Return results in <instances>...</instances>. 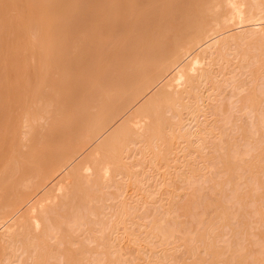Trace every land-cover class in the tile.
<instances>
[{"label": "bare ground", "instance_id": "1", "mask_svg": "<svg viewBox=\"0 0 264 264\" xmlns=\"http://www.w3.org/2000/svg\"><path fill=\"white\" fill-rule=\"evenodd\" d=\"M5 2L0 0L1 9ZM11 2L26 5H20L22 8L17 5L21 10L26 8V12L17 18L15 24L14 21L10 22L11 18H5L9 15H4V20L16 29L18 40L25 41L24 47L16 46L18 43L15 45V54H22L23 49L26 61L44 70L49 68L48 74L54 68L53 71L59 73L56 78L59 84L52 83L50 86L47 83L45 86L48 88L41 86L37 91L33 89L35 107L29 113L25 111L28 118L32 117L27 118L29 123L25 125V149L22 150L19 145L17 153L10 154L6 166L4 164V169H0V228H3L0 232V264H47L50 257L56 256H61L64 262L60 260V263L64 264H82L85 259L88 264H93L94 260H89L90 249L86 245L88 243H84L86 241H80L76 250L66 245L61 247V244L68 240L73 229H82V225L89 223L90 215L99 212L102 207L99 204L107 198L105 189L115 186L122 190L127 181L135 185L139 181L136 165L147 158L153 163L168 161L176 145L179 148L182 146L184 153L189 147L185 143H193L195 139L199 141H196V146L199 144L203 149L216 129H221L219 139L216 136L215 141L212 140L215 144L211 148H216L213 152L218 149L219 155L211 163L226 178L216 180L209 189L217 197L213 195L214 198H209L208 193L206 196L197 194L182 206L184 215L199 223L198 228L192 234L188 230L179 237V244L169 247L171 238L182 232V222L176 216L173 223L154 222L145 230L142 238L135 232H128L131 234L129 240L137 247V255L141 254L142 241L154 249L162 245L160 251H156L163 254V264H176V253L183 248L186 258H193L195 264H202L204 259L218 264H264V244L256 254L245 251L246 246L240 243L232 245L228 242L224 247L216 244L218 230L230 224V213H234L230 212L234 204L232 200L238 201L243 195L253 198L264 194V0ZM12 3L9 4L13 6ZM12 11L15 10L11 8ZM3 32L0 31V38L4 36ZM80 32L84 33L85 39L77 38ZM7 43L10 47L11 42ZM114 48L117 51L112 57ZM19 69L25 68L20 66ZM50 75L46 74L42 81L51 83ZM13 76L16 80L18 74ZM22 79L24 81L25 77ZM14 83L21 84L17 81ZM32 84L35 85L34 82ZM229 88L233 95L239 97V103L232 105L231 109L222 107L223 93ZM26 96L22 95V98L26 99ZM3 100L6 101L5 98ZM235 108L248 116H255L257 121L249 123L251 125L247 127L239 126V136L234 133L230 137L227 136L229 128L226 130V126L236 123L233 119L235 113L232 112ZM205 112L217 116L214 123L208 117L201 120ZM18 116L17 123L20 111ZM44 116L49 120L46 126H40L38 121ZM219 121L223 124L218 125ZM60 123L71 131V135L57 138V127L63 125ZM20 128L17 131L20 132ZM21 130L25 129L22 127ZM260 133L262 139L257 137ZM226 136L230 138L225 139ZM258 138L260 143L259 140L257 142ZM238 140L244 143L242 149ZM252 147L257 148L253 149L257 153L247 160L245 156L249 157ZM3 148L2 151L7 152ZM139 154L141 157L137 158ZM204 156L203 160L209 154ZM197 159L190 163V169L195 173L203 168ZM66 170L63 177L53 183L55 190L48 189L49 183ZM120 174L128 180L118 179ZM243 180L249 188L245 194L241 192ZM224 183L232 185L233 199L229 202L219 198L220 187ZM50 200L53 202L49 203ZM199 209H202L201 212L196 213L195 210ZM258 212L264 216V202ZM116 214L120 218L118 222L122 223L125 216H130L132 212L122 203ZM235 222L237 220L231 224ZM240 224H237L238 227H241ZM103 229L100 244L106 257L99 253L103 257H96V264H125L121 247L114 245L115 242L104 235L106 230ZM234 233L243 236L240 229H235ZM238 235V238L234 237L235 240H243ZM53 239L55 243L52 244L50 241ZM91 239L88 242L96 240L94 237ZM257 241H254V245Z\"/></svg>", "mask_w": 264, "mask_h": 264}, {"label": "rangeland", "instance_id": "2", "mask_svg": "<svg viewBox=\"0 0 264 264\" xmlns=\"http://www.w3.org/2000/svg\"><path fill=\"white\" fill-rule=\"evenodd\" d=\"M8 1L6 0V2H5L6 5L4 3L3 4L1 3L2 4L1 5L2 6V9L0 7V20L2 21V24L4 25V26L1 25L2 27L0 26V31H1V33L3 32V30L5 29L3 27H6V29H7V30L5 29V31L3 32V35L4 36L0 38V42H1L0 43V47H1L0 48V66L3 67V68L0 67V72L3 69L2 72H1V75H0V79L2 77V79L0 81V89L1 88L3 89V90L1 89V91H0V94H2V96L0 95V98H1L0 104H1V107L4 106L3 108L0 107V110H1L0 111V118H1L0 119V140H1L0 142L2 143L4 141V144H1L0 143V150H1V153L0 154H2V152H3L2 151V148L3 147H6V149L3 148V150L4 151L5 150L7 151V152H3V155H1V157H0V169L1 170H3L4 167L6 166V164L8 163V159H9L10 154L11 155L12 154L14 155V154L17 153L18 148H19V145L22 146V150L25 149V147H23V143L26 142V137H27V136L24 135L25 134V131L27 130L26 127H25V125L27 126V124L29 123L28 120L30 118H32V117L28 118V115L26 113H29V111H31V108L33 109L35 107V102L32 101L33 100V95H34V92H33L34 90L33 89L36 88V91H37V89H39L41 86H45L47 83L49 85L52 84V83H54L53 85L59 84V80L56 79L59 76V73H58V71H57V73L54 72L53 71L54 68L51 69V72H50L51 75H50V74H48V72L50 70L49 68H46V70H44L45 68H41V67H39V66H37L35 64L33 66L32 63L29 64L28 63L29 60L26 61L27 60V58H26L27 56H26V53H23L24 52L23 49L22 50L20 49L21 50V53L23 55L22 54H18V53L15 54V52H14L15 45L18 43L19 45H16V46H18V47H21V46L24 47L25 41L24 40H21L20 38H19L20 40H18L17 33L15 32L16 29L12 27L13 25H11L10 22L13 23V21H14V24H15L16 21H17V18L20 15H22L23 13L26 12V8L24 9V7H23V9L21 10L22 6L25 4L23 2L22 3H20V2L19 3H17V2L14 3L13 2L14 5L12 6V5H10L12 3L11 0H8ZM17 5L19 7H21V8H18ZM20 5H22V6H20ZM24 6H26V5H24ZM3 7L5 8V10L3 9ZM11 8H12V10L13 9L15 10V11H12V13H11ZM3 10H4V12H3ZM1 12H2L3 15H1ZM13 12H15L14 13L15 16L13 15ZM4 15L5 16L9 15V17L7 16L8 18L5 17L7 20H9V18H11L10 19V22L7 21L9 23L6 22V19L4 20ZM5 23L7 25H9V24L10 25L7 26ZM14 27H15V25H14ZM10 29H11V31H10ZM6 32H7L8 35L5 34ZM1 33H0V35L2 36ZM10 34H11V38L12 39L10 38ZM79 34L80 35H78L77 38H80V39L81 38H84L85 39V35H84L83 32H80ZM3 38L6 39V42H5V40ZM8 39L10 41H8ZM16 39H17V41H16ZM7 42H11L10 43V47H9V45H8ZM12 42H13V46L11 45ZM6 44L8 45V47L7 46H4ZM6 49H7V51L5 52ZM113 51L114 52L111 53L112 54L111 55L112 57L116 53L117 48H114ZM15 55L18 57V59H17V57H15ZM18 60H20V61H18ZM22 60H25L27 63L25 61L22 62ZM13 61L14 62L16 61V63H18V64L14 63ZM15 64L17 66H15ZM27 65H28V68H27ZM4 66L6 68H4ZM13 66H15V67H13ZM20 66L22 68H25V69H19ZM40 69L42 70V73H40L41 72ZM21 70L22 71L24 70L23 72H25L26 74L23 73V72H21ZM32 70H34V71H32ZM43 70L46 71V72H43ZM52 72H54V73L52 74ZM19 73L22 74V76L24 75V77H25V80L24 81L22 79L24 77H20L21 75ZM13 74H15V76H16V74H18V76H16V77L17 78L19 77V81L17 80V78H16V80L14 79ZM46 74L52 76L51 77L52 79L50 78L51 83H49L48 81H44V82L42 81V80H45L44 77L46 76ZM28 75H29V77H27ZM3 76H4V78H3ZM31 76L33 77L32 79H31ZM11 77H13V78L11 79ZM5 78L6 79L8 78V79L6 80ZM27 78H28V80H27ZM3 79H5L6 81H4ZM20 79H22V82L23 83H21V80ZM52 80H53V82H52ZM2 81H3V83H2ZM16 81L17 82H20L21 84L16 83L19 86L16 85L14 83ZM32 81L34 82L35 85L32 84L33 83ZM14 84H15V86H17V88L19 87L18 88L19 90H22V91H19L14 86ZM32 86H33V88H31ZM4 87H6V88L4 89ZM10 87H11L12 90L10 89ZM45 88H48V87L45 86ZM26 90H28V91H26ZM4 92H5V94H4ZM20 92H23V94L20 93ZM25 93H27V94H25ZM22 95H23V97H25L27 95L26 96L27 98L26 99L25 98H22ZM17 96H18V98L16 99ZM2 97L5 98L6 101L3 100ZM20 97L22 99H20ZM238 98H239L238 96L233 95V93L231 91V88L226 89V91L223 93V97H222V100L224 101V102H222L223 103V106L222 107L223 108H226V107L229 108L230 107V109H231L232 105L233 106H236L239 103L237 101ZM22 100L25 103H23ZM17 101L18 102L20 101L19 102L20 104H17L18 103ZM2 103H3V106H2ZM21 103H23L22 107L20 106ZM8 106H10V108ZM26 106H28V107L26 108ZM29 106H31V107L29 108ZM20 107L21 108L24 107V108H26V110L24 108L21 109ZM10 110H12V111H10ZM27 110H28V112H27ZM91 110L94 111L95 109L94 108H91ZM19 111H20V120L22 122L19 120L18 123H17V120L19 119V118H17V117H19L18 116V112ZM25 111H26V113H25ZM3 112H4V114H3ZM232 112L235 113V116L233 117V119L236 120L235 121L236 123H230V124H228L226 126V128H227L226 130H228V128H229V130L226 131L227 136H230L231 137L234 133H235L234 134L235 136H239V133H238V130H237L239 126L243 125L244 127H247L248 125L250 126L253 123V121H257V118H254L255 116H253V117L252 116H248V114L246 112L245 113L242 112V110H240L239 108L232 109ZM8 113H10V114H8ZM207 113H209V114H207ZM212 114L213 113L205 112L204 115H202L203 118H201V120H205L208 117L209 118L208 120L214 123V121H215V119H216L217 116L214 115V114L212 115ZM23 116L25 117L24 119H23ZM44 117L46 118V120H45ZM44 117H40V120L43 118L41 121L40 120L38 121V118L36 120V121L39 122L38 124H40V126H44V125L46 126L47 125V122H48L49 119H47L46 116H44ZM7 118H9V119H7ZM27 118H28V120H27ZM8 120H10V121H8ZM65 121L66 120H64L63 123H65ZM3 122H4V125L5 126H3ZM63 123H60V124H63ZM249 123H251V124H249ZM1 124H2V127H1ZM20 124H22V125H20ZM217 124L218 125H222L223 122L222 121H219V122H217ZM66 125H67V122L65 123V127H66ZM18 126L21 127L20 128V132L17 131L19 129ZM4 127L5 128L7 127L6 128L7 131H5V128ZM22 127L25 130H21ZM9 129H10V131H9ZM14 130H16V132ZM1 131H3V132H1ZM43 131H45V128H43ZM220 131H221V129H219V130L216 129L215 130V132L210 136L211 139H209L210 138L209 137L208 140L205 142V145H204L203 149H202V147H199V144H198V146H196L197 145L196 144V141L197 140L194 139V142L193 143L192 142H188V143L186 142L185 143V144H188L189 147H188L187 150L184 151V153L181 150V147L182 146H180V148H179V145H176L175 146L174 153L171 154L170 159L168 161H164V162H161V163H155V162L153 163L150 158H147V159L143 160L140 165L138 164L140 167L138 165H136V168H137L136 170H138V172H139V181L135 182L134 183L135 185H133V183H130V182L127 181V185H125V187L122 188L123 191L117 189L115 186H112L110 188L105 189V191L107 193V196H106L107 198H105L103 200V202H101L102 204L101 203L99 204V206L100 205L102 206L101 207L102 209L100 208L99 212H97V213H95L93 215L92 214L90 215V218L91 219L89 220V223H91L92 221L93 222L91 224L85 223L84 225L81 226L83 228L82 229L80 228V230L77 227L75 229H73V231L70 233L71 236L68 235V238H67L68 240L65 242L66 244L65 243H62L61 244V247H64L66 245L69 249L76 250V248L78 249V247L80 246V241H82V242L86 241L84 243L85 244L88 243L86 245L90 249V252L88 254L89 260L90 259H93L95 261V262L93 261V264H96L97 263V260H98L97 258H102L105 255V254H103L104 253V251H103L104 250V247L100 244V241H102L101 238L103 236V233H102L103 231L101 229H103L105 227V230L106 231L103 229L105 231L104 232V235H106L107 237L110 238V240H112L113 242H115L114 245H117L118 247L119 246L121 247V248L120 247L119 248L121 249L123 263H125V264H131V263L132 264H159V263L160 264H163V258H162L163 257V254L161 252L156 251V250H159L160 251V248H161L162 245L157 244V246H159V245L160 246L157 247V249H154L153 247L148 246L146 244V242H143L142 241L143 245L140 247L141 254L140 255H137V247L135 246L134 242L132 243V241L129 240V236L131 234L128 233V232H132V233L135 232V234H138V237L140 236L139 238H142V237L145 236V234H144L145 230H147L148 228H150L157 221L160 220L161 222H165V223H173V221L176 218V216H178L177 218L179 219V221L182 222V224H181L183 226L182 227V232L176 233L175 236L171 238V242L172 243H170V246L169 247H174L177 244H179V237H181L184 233L188 232V230H189L188 233H190V234L194 233L193 231H195L198 228V224L199 223L196 222V221H193L191 219V217H189L188 215H184V211L182 209L183 208L182 206L186 202L190 201L194 197V195H197V194H202L203 196L204 195L206 196L207 193H208L207 197L209 196V198H212L213 195H214V197H217V194H214L209 189L214 185V182L216 180L226 178L225 176H223L222 173H220L218 167L213 166V164H212V163H214V161H216L217 158H215V156H218L219 155V152H218V149L215 150L216 152L215 151L213 152L212 150H214L216 148H211V147L215 144L214 141L216 139V136L219 139V136L218 135L220 134ZM8 132L9 133L11 132L10 133V136L8 135L9 134ZM17 132L19 134L20 133L21 134L18 136V133ZM229 132L231 133L230 135H229ZM56 133H58L57 134V138H60V137H63V136L68 137L69 135H71V131H69L66 128H64V124L61 125V126L58 125L57 132ZM1 134L3 135V137H2ZM260 135H261V133L258 134L257 137H259L260 139H262V135H261V137H260ZM227 136L225 137V139L230 138V137H227ZM10 137H12L13 139L12 138L10 139ZM15 137H17V138L15 139ZM212 137H213V139H212ZM259 138L257 139V142L259 140L258 143H260V139ZM8 139L10 140V142H9ZM20 140H22V142ZM212 140H214L213 141L214 143L212 142ZM198 142L199 141H197V143ZM211 142H212V144H211ZM237 143L239 144V146H240L241 149L244 147L243 141H239L238 140ZM263 144H261V145H263ZM7 145H9V147ZM178 149H180V150H178ZM251 149L252 150H251V154H249V157H248V155L245 156L247 160H250L251 159V156L253 158L254 157L253 155H255L257 153V151H254L257 148H253L252 147ZM190 150L191 151H194V152H191L190 153L189 152ZM88 151H89V149L86 152H88ZM178 151H179V153H178ZM210 151H212V152H210ZM86 152L84 154H86ZM193 154H194V157H192ZM208 154H209V156L207 157V159H204L203 160V157H205L204 155H208ZM187 155L189 157L191 156L192 159L189 158ZM136 157L137 158L138 157H141V155L139 154V156H136ZM134 158L135 157H133L132 160ZM194 159H197V161L200 162L199 165L201 167H203V168H199L198 169V172H196V173L192 169H190V163H193L192 160H194ZM208 160H210V162H208ZM3 161H4V163H3ZM205 161H207V162H205ZM211 161H212V163H211ZM210 163L212 165V166L210 165L211 167L209 166ZM4 164H5V166H4ZM201 164H203V165H201ZM67 170L64 171V172H62V173H60V174H58V176H56V178H54L52 180V182L49 183V185H48L47 188L48 189H51L52 188V191H54L55 190V186H54L55 182L59 181L63 177V175L67 172ZM214 171H216V172H214ZM193 173H195V174H193ZM117 178L118 179H122V178L123 179H127V178H124V176L122 174H120ZM243 182H244V180H243ZM224 184L220 187L222 190L220 191L221 194H220L219 198H220V200L225 199L224 201L229 202V201H231L233 199L232 190H231L232 185L229 184V183L228 184L224 183ZM246 186L247 185L245 184V182L242 183V186H241V188H242L241 189L242 194H245L248 191L249 188H248V186L247 187ZM244 187H246V188L243 190ZM204 188H208V189H204ZM228 188H229V190H228ZM262 190H264V189H262ZM42 193H43V191L38 195V197ZM249 198H250V202H249ZM252 201H254V202H252ZM51 202H53V200H50L49 203H51ZM232 202L234 203L233 204L234 208L232 206L233 209L231 208L230 209V212L232 211L234 213H230V214H232V215H230V219H231L230 220V224H228L227 226H225V229H224V226H223V227H221L218 230L219 237H218V242H216V244L219 247H224L226 244H228V242L231 243L232 245L233 244L236 245L237 243H240V245H242L244 247L246 246L245 247V251H247L248 253L256 254L257 249L262 244H264V242H263L264 241V230H263L264 229L263 228V226H264V220H262V219H264V216L260 215V213L258 212L259 210H261V204H262V202H264V194H262V196H258V197L256 196V197H253V198L250 197V196H248V195H243L240 200L237 201V199H233ZM236 202H238V203H236ZM74 203H76V202H74ZM122 203L126 204L127 208H129L131 210L132 214H130V216L129 215L125 216L124 220L121 223V222H118L120 220V218L118 219L119 215L116 214V211H117V208L119 207V205L122 204ZM254 203H256V204H254ZM236 209H238L239 211L237 212ZM255 209H256V212L257 213L255 212ZM25 210H26V207L23 209V211H25ZM201 210L202 209L195 210V212L196 213H199V212H201ZM252 211H253V213H252ZM236 212L238 213V215H237ZM246 212L247 213L250 212V213L247 214ZM255 213L258 214V215H256ZM139 215H140V217H139ZM162 216L165 217V218H163ZM161 217L163 219H161ZM232 219H234V220H232ZM149 220H150V223L148 222ZM235 220H237V222H235V224L234 223L231 224V222H234ZM237 224H240L241 227H238ZM249 224L251 225V227H250ZM235 225H237V226H235ZM260 225H262V226H260ZM234 227H236V228H234ZM126 228H128V229H126ZM77 229H78V232H77ZM229 229H231V230H229ZM235 229H240L241 234L243 236H241L240 234H239L240 235L239 236L238 234L234 233V230ZM2 230H3V228H0V232ZM124 231H126V233ZM100 233H102V234H100ZM248 233H250V236H249ZM234 234H236V235H234ZM237 235L239 236V238L241 237V239H243V240H239V241H237V239L235 240V238H238V237H236ZM93 237L96 238V240L95 241H89L88 242V240H93V239H91ZM229 237H230V239H228ZM70 239H72V240H70ZM233 239H234V243H232L233 242ZM252 239L254 241H256L258 239L259 241H257V244L256 245H254L255 243H254V241ZM70 241H71V243H70ZM77 241H79V242H77ZM50 242L53 244V243H55V240L53 239ZM132 249H133V252H132ZM227 252H230V251H227ZM92 253H94V254H92ZM99 253L103 254V256L101 254L99 255ZM176 256H177V262H176V264H195L194 261H193L194 260L193 258H191V259H190V257H189V259H188V257L186 258V251H185L184 248L181 249V250H179L176 253ZM226 256H228V255H226ZM105 257H106V255H105ZM61 258H62L61 256L50 257L48 259L50 261L47 262V264H50V263L51 264H64L62 262L60 263V260H62L64 262V259L63 258L61 259ZM225 258L226 257H223L222 259H225ZM29 260L31 262V259L30 258H29ZM153 261L156 262V263H154ZM205 261H207V262H205ZM202 262H203L202 264H216L217 263V262H211V261H208V260H205V259ZM77 264H80V262L77 263ZM82 264H88L87 260L85 259L82 262ZM219 264H221V262H219Z\"/></svg>", "mask_w": 264, "mask_h": 264}]
</instances>
